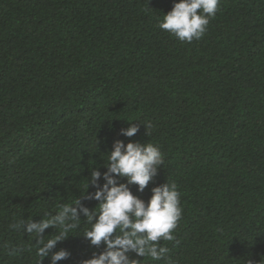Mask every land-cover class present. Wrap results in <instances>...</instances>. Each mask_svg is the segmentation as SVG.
<instances>
[{
  "label": "trees",
  "instance_id": "obj_1",
  "mask_svg": "<svg viewBox=\"0 0 264 264\" xmlns=\"http://www.w3.org/2000/svg\"><path fill=\"white\" fill-rule=\"evenodd\" d=\"M175 2L0 0V264H37L33 238L9 225L79 197L116 140L164 154L145 190L130 188L147 202L177 184L174 261L264 264V0H219L191 43L159 27ZM131 124L138 133L120 135ZM73 234L57 264L104 250Z\"/></svg>",
  "mask_w": 264,
  "mask_h": 264
},
{
  "label": "clouds",
  "instance_id": "obj_2",
  "mask_svg": "<svg viewBox=\"0 0 264 264\" xmlns=\"http://www.w3.org/2000/svg\"><path fill=\"white\" fill-rule=\"evenodd\" d=\"M218 4L219 0H178L164 14L159 27L183 43L199 40L210 20L216 16ZM143 125L149 135L151 122ZM138 131L139 125L131 124L121 128L120 135L130 138ZM164 162V154L153 143L125 144L116 140L107 153L106 171L91 168L79 197L76 196L70 203H61L54 212L42 210L40 214L43 218L39 221H34L32 217L20 218L9 228L33 238L31 243L37 264H42L47 257H50L51 264L68 259L71 255L68 250H53L58 242L70 236L69 233L76 235L78 231L92 246L99 247L102 243L105 246L103 251L94 252L82 264H141V260L130 255L133 253L143 260L178 264L171 258L172 248L168 246L179 243L175 232L182 219L183 208L177 184L167 181L152 187L147 202L134 195L130 188V185H136L137 191L143 192ZM121 178L126 182H121ZM101 180L104 181L102 184ZM89 187L95 191H88ZM93 200L98 205L90 210L83 201ZM82 222L88 227L81 232ZM48 228H54L55 233L45 236ZM5 251L11 255L17 249L10 247Z\"/></svg>",
  "mask_w": 264,
  "mask_h": 264
}]
</instances>
